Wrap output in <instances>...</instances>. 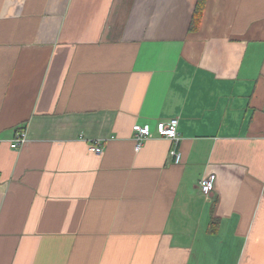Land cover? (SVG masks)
I'll list each match as a JSON object with an SVG mask.
<instances>
[{"label": "crops", "instance_id": "1", "mask_svg": "<svg viewBox=\"0 0 264 264\" xmlns=\"http://www.w3.org/2000/svg\"><path fill=\"white\" fill-rule=\"evenodd\" d=\"M196 1L0 0V264H264V0Z\"/></svg>", "mask_w": 264, "mask_h": 264}, {"label": "built area", "instance_id": "2", "mask_svg": "<svg viewBox=\"0 0 264 264\" xmlns=\"http://www.w3.org/2000/svg\"><path fill=\"white\" fill-rule=\"evenodd\" d=\"M177 118H170L164 121H158L155 125L156 132L164 136L174 142L178 140V132H177ZM133 139H134V150L138 151L143 145L144 140L151 136V128L149 124H133ZM26 140V133L23 130H19L15 133L10 146L12 148H17ZM89 149L94 153H100L102 151L101 146L98 143L91 144ZM170 155L174 157L175 162H179L180 153L175 149L170 150ZM216 175L214 173H210L208 175L203 176L198 181V186L202 194L209 195L215 183Z\"/></svg>", "mask_w": 264, "mask_h": 264}, {"label": "trees", "instance_id": "3", "mask_svg": "<svg viewBox=\"0 0 264 264\" xmlns=\"http://www.w3.org/2000/svg\"><path fill=\"white\" fill-rule=\"evenodd\" d=\"M204 3H205V0H197L196 1L194 12L192 15V20L190 23V28H189L190 30H195L197 28L198 23L200 21V18L202 16ZM215 224H216L215 220L210 221V230L211 231L215 230V228L213 229V227H215Z\"/></svg>", "mask_w": 264, "mask_h": 264}]
</instances>
